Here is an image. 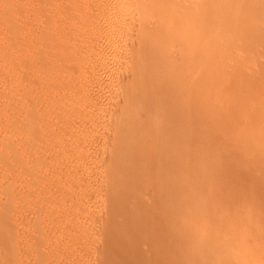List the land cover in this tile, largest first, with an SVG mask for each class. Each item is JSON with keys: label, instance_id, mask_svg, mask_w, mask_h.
I'll list each match as a JSON object with an SVG mask.
<instances>
[{"label": "rangeland", "instance_id": "374dc122", "mask_svg": "<svg viewBox=\"0 0 264 264\" xmlns=\"http://www.w3.org/2000/svg\"><path fill=\"white\" fill-rule=\"evenodd\" d=\"M114 1L0 0V212L6 213L8 206H10L9 213L3 216L5 220L0 216V232L2 230L4 232L0 234L3 240H5L4 238L7 239V237L3 236L5 233L6 236L10 234L12 237H8L11 242L8 243L7 241V247L2 248L0 246V251L2 250L1 252L3 253V255L0 253V264H97V262L98 264H106L105 258L110 256L111 252L108 253V249L111 247H108L109 243H105L109 242L111 237L108 235L109 239L107 238L108 231L106 230H109L107 223L106 228H104L105 225L102 223H104V219L110 222V218L106 219L108 216L106 211L111 205L108 204L111 203V197L107 193L108 190H105L108 187L106 183L109 177L106 176L105 169L108 167L107 164L111 166L110 163L112 161L108 153L111 149L110 146L113 145L112 142H115V138L111 137H115L114 131H116L117 125L120 124L118 122L122 123V120L125 122L127 119L128 106L133 102L131 101V96L134 101L141 100L144 104L152 103L154 107L159 106L165 117L176 116L179 120V126L182 128L181 130L193 129L192 134L190 133L187 138L192 141L194 140L192 143L194 150L202 147V150H197V152L201 151L203 156L199 154L200 152L194 151L195 154L197 153L200 156L197 155L196 159L192 158L194 162H191L192 160L189 157V153H191L190 148L183 147L174 153L173 166L172 164L170 165L171 169L169 166V170L173 171L172 175V171L170 172L166 165L163 166L162 171L164 172V169H166L164 173L168 175V179L166 178V180L169 181H166V183L171 187V184H174L175 180L181 177L180 174H183L185 166H191L192 164L194 167L190 174L194 180L191 176L185 177V179L190 177L189 180L192 183L194 181V185L191 183L192 188L195 190L198 187L206 186L204 191L206 192L208 189L211 197L210 195H208L209 197L206 196V194H209L208 191L204 195L210 201H212V195H217L215 196L217 200L215 201L214 199V202H211L213 204L208 203L207 206L210 204L211 208L212 205L214 206L218 202L219 204H223V207L218 204L211 211L212 214L215 213L212 215V218L215 217L213 219L216 221L222 217H219L218 213H221L224 209L223 213L225 215L223 213L222 215L224 216L225 223L223 219H221V223L227 224L225 226L227 227V244L231 245L228 244V249L234 250L226 256V263L242 264V262L244 263L248 260L249 264H264V0H223L224 9L222 10H224L223 13L225 15H219L220 18L223 16V23H221L222 20L220 22V18L216 14L215 16L219 21L215 19V16L213 18L215 21H212L223 24L221 25L223 30H221L222 28L213 27L214 30H221L222 33L217 30H215L217 32H214L211 28L210 32L212 33L213 31L214 35L211 36L210 33L209 36H211L210 39L212 40L214 38V42L210 40L205 43V49L208 51L206 63L204 64V62L199 60L192 68H188L189 65L186 61L188 54H185L186 51L179 52L173 46L169 47V49H164L165 51L162 52L154 44H152L153 47L150 46L152 41L150 39L147 43L146 41L145 43L143 42L145 46L144 49L141 46L142 50L140 52L136 49V47H139V41L136 39L138 37L136 32L139 26L137 24V27H132H134V23H138L136 21L139 18L137 19L136 17L138 13H141V8H137L136 3L139 2V6L143 2L147 6L155 3L168 5L171 2L176 4L175 1L177 0H142L143 2L137 0L133 1L134 5H132L134 7H127L128 11L125 9L119 12L116 11L117 9H114L117 7ZM149 1L150 4L148 5L146 2ZM199 1L195 0L196 4ZM208 1L212 3L216 0ZM112 2L114 3L113 9L109 6V4L112 5ZM179 2L178 4L186 2L184 7L186 4L189 5V1L187 2L186 0L185 2L183 0ZM193 2L194 0L191 1V3ZM195 2L192 4L193 6H195ZM210 2L209 4H211ZM140 3L142 4L140 5ZM188 5L187 7H189ZM214 6L216 7L215 4ZM181 7L184 10V7ZM132 8L134 9L132 10ZM174 9L177 10V7ZM179 11L182 12L178 8L177 13ZM180 12L179 14H175L176 19L185 17L186 13ZM154 15H151L153 18L151 16L150 18L155 21L157 15L155 16L156 18H154ZM196 16L201 17L202 15L201 13H197ZM157 19L155 23L160 26L163 23V19ZM153 20L152 22H154ZM118 23L120 25L126 23L128 33L127 35L120 36V38L114 36L112 39L110 29L115 24L119 25ZM215 23H212L213 26H216L214 25ZM219 23L218 26H220ZM105 24L108 27L103 26ZM109 24H112L111 27ZM102 26L107 28V31L109 29L110 34L106 33V29ZM157 28L160 29L159 27ZM157 28H154V30H158ZM133 29L135 30L133 31ZM100 30L102 32L104 30V34ZM166 30L164 32L162 30L159 33V37L164 35V33L166 34ZM176 30L181 31L183 29L178 27ZM131 34L133 35L132 38ZM218 34L220 36L223 34L222 38H219ZM107 36L108 38H106ZM109 39H112L116 43ZM222 39L224 40L222 41ZM184 40L191 42L192 37L187 35L184 37ZM218 40H220V44L223 42V45L218 44L219 42L216 43ZM132 44H135L136 47H132ZM150 48L152 51L149 50ZM155 48L157 49V61H153V58L150 59L149 55L156 50ZM130 51L132 55H130ZM136 51L139 53H136ZM133 52L137 55L133 54ZM200 52L198 50L195 54V50L193 49L189 53V56H196V60L197 56L201 54ZM145 53L146 56L144 55ZM136 85L140 88H134ZM132 91L137 92V95ZM128 98H130V101ZM128 102L131 103L126 104ZM190 110H195L197 115L190 120H186V112H190ZM123 112L125 113L124 115ZM201 120L206 121L205 123L203 122L205 126L199 127L198 124ZM145 123L147 124L143 128L140 124L141 126H136L139 128L135 127L136 129L134 130L137 131L141 128L143 130L141 133L144 132V137H146L147 132L150 135L152 130L150 129V123ZM172 124L174 123L171 122L170 125ZM113 128L115 129L113 130ZM203 129L207 134L202 133ZM144 130L148 131L145 132ZM200 133L203 137L199 135ZM143 135L140 136L142 137ZM200 137L203 139H200ZM86 143L89 145H86ZM105 145L106 147H104ZM146 146L144 148L148 151V155H150L148 156L149 159H153L151 167H149L150 165L147 166L148 163L146 165L143 160H137V166L133 168L137 171H142L143 165H146L150 169L153 167L154 169L156 167L157 169H159L158 167L161 168L162 166L154 161L160 151L155 152L153 148ZM195 146L197 147L195 148ZM145 150L142 152H145ZM203 151L207 154L202 153ZM83 153L84 155H82ZM90 153L94 154V158L93 156L91 157L92 159L90 158ZM103 153H105L104 157L102 156L104 155ZM136 156L134 155V157ZM148 157L146 158L148 159ZM187 157L189 159L186 162ZM200 157L207 159L205 160ZM138 158L140 159V157ZM73 160H75V163ZM201 160L202 164L199 162ZM142 161L144 164L141 163ZM124 172H128V174L126 173L122 176L123 181L128 183V186L129 184L132 185L136 180L133 175L135 173L128 171V169ZM200 173H203L204 179ZM82 175L83 177L86 175V177L83 178ZM199 175L202 180H200ZM97 176L100 177V180ZM185 179L184 184H186ZM99 181H101L100 186L98 184ZM189 185L188 187L187 185L181 187L182 189L187 188L189 190ZM98 186L100 189H98ZM152 188L153 185L151 187L149 185L146 191L151 192L152 190L156 196L159 189L156 186L154 189ZM182 189L181 191H184L183 193L181 192L182 196L184 194L196 195V193H199ZM181 193L177 191V186H175L173 196L170 195L161 205L171 203L174 195H180ZM220 196L222 197V199L220 198L222 201L219 199ZM107 197L110 198V202L106 200L108 199ZM197 197L196 200L198 201ZM146 200L150 201V198L148 197ZM56 201L58 202L56 203ZM105 205L109 207L106 208ZM180 206V213L183 215V211L186 212V210H182L184 208L183 204ZM1 209H4L5 212ZM136 209L139 211L134 210V212H142L146 209V206L141 203L140 207L137 206ZM217 210H219L218 213L215 212ZM95 211L96 214H101L95 215ZM104 212L105 214H103ZM197 212V208L192 210V213ZM3 213H0V215ZM88 214L89 216H87ZM6 215L10 218L7 219ZM158 218V215L155 214L152 216V221H156ZM7 220L8 222H4ZM179 220L183 221V218ZM179 220H177L178 225L181 222ZM210 220L213 221L212 219ZM221 223L219 222V224ZM211 225L207 224V226ZM99 229L107 233L105 234L103 231L101 233ZM131 229L133 230V228L128 229L127 227L126 230L131 232ZM148 230L149 228L144 226L142 229H134L132 233L125 231L128 233H126L127 237L134 235L133 239L139 238L137 239V243L141 247L136 248L135 256L140 254L142 258L149 256L151 249L149 243L145 242L146 244H144L140 242L144 235L147 234L149 236ZM179 230L173 237L178 238L180 236L181 239L182 232ZM98 231L101 237L98 235L99 233H96ZM156 231L158 232L154 233L152 231L153 235L149 231L152 238L159 233V230ZM164 232L162 231V236L165 237L166 234L163 235ZM215 232H218V230L216 229ZM74 233L75 235H73ZM103 234L107 237L104 238ZM147 235L146 237H148ZM158 236L156 239L154 237V239L157 240ZM101 238L104 239L102 240ZM106 239L107 242L104 241ZM116 239L115 237L114 240ZM143 239H145V236ZM112 243L111 245L115 246L113 250L112 248L110 249L112 251L111 256L116 257L118 254L117 258L125 257V254L128 253L127 249L121 246L122 244L116 247L119 241ZM239 243H241L242 247H245H241V249L238 247ZM179 244L172 247L171 251L174 254L176 252H181L180 254H182L184 248L182 249V244ZM144 245H148L146 246L147 249ZM122 248L125 249V252L120 255L123 250ZM16 249L18 250L16 251ZM117 249L121 252L115 253ZM3 250L5 251L3 252ZM101 252H106L105 255L107 253L109 255L107 254L105 257L104 253ZM136 252L138 253L136 254ZM174 254L172 256H178ZM100 255H102V260L99 258ZM2 256L4 257L2 258ZM168 259H170L169 256H164L158 260V264H168ZM131 262L132 260L128 263L131 264ZM116 264L120 263L117 262Z\"/></svg>", "mask_w": 264, "mask_h": 264}, {"label": "bare ground", "instance_id": "6f19581e", "mask_svg": "<svg viewBox=\"0 0 264 264\" xmlns=\"http://www.w3.org/2000/svg\"><path fill=\"white\" fill-rule=\"evenodd\" d=\"M110 0H108V2H109ZM112 1V0H111ZM133 1H137V0H115L114 1V3H116L117 4V7H113L114 6V3L112 2V5L111 4H109V6H111L110 8L111 9H117L116 11L117 12H119V11H122V10H125V9H127V7H132L134 4H133ZM150 1H152V0H150ZM150 1L149 2H146L148 5L150 4ZM178 2L180 1V2H182V0H177ZM177 1H175V3L176 4H174L173 2H171L174 6L176 5V7H177V10H175L174 8H176V7H174L171 3L170 4H168V5H163V4H159V3H155V4H152V5H149V6H147V5H145L144 4V2L141 0V2H143V4L142 3H140V5L141 6H139L138 5V3H136V2H134V3H136L135 5H136V7L137 8H141L140 10V14L138 13V16L136 17V18H133L134 20L136 19L137 21L136 22H138V23H134V27H132V28H135V26L137 27V24H138V31L136 32L137 34H138V37L136 38L138 41H139V49L135 46V44L133 45H131L132 47L134 46V47H136V49H137V51H139L140 52V50H142V48H141V46H143V49H144V46H145V44H143V42L145 43V41H146V43H147V41H149L150 39L153 41H151V43H150V46H152V44H154L155 45V47L159 50V51H162V52H164L165 50L164 49H169V47H175V49L177 50V51H179V52H183V51H186L185 52V54H188V56H186V61H187V63H188V68L189 67H193L194 66V64L195 63H197L199 60L200 61H202V62H204V64L206 63V60H207V53H208V51H206V49H205V43L206 42H208V41H213L214 40V38H213V40L212 39H210V37L211 36H213L214 35V33H213V31H212V33L210 32V30H211V28L214 30V28H218V29H220V28H222L221 27V25H223V24H221V23H223V16L225 15L223 12H224V10H222V9H224L223 8V0H222V2H221V0H216V1H214V2H210V1H204V0H198L199 2L196 4V2H195V0H194V2H195V6H193L192 4L194 3H191V1L190 0H186L188 3H189V5L188 4H186L185 5V7H186V9H188V10H186L185 9V7H184V4L186 3L185 2V0H183L185 3H180V4H178V2ZM197 1V0H196ZM209 2L211 3V4H209ZM111 3V2H110ZM115 4V5H116ZM133 4V5H132ZM178 4V5H177ZM214 4L216 5V7L214 6ZM105 5V4H104ZM180 5V6H179ZM187 5L189 6V7H187ZM181 6H183L184 8V10H182V7ZM113 7V8H112ZM134 7V6H133ZM214 7V8H213ZM104 8V7H103ZM109 8V9H110ZM178 8H179V10H181L183 13H186V15H185V17L184 18H182V19H176L177 17H176V15L175 14H179V12L177 13V11H178ZM212 8H213V10H212ZM219 8V9H218ZM221 8V9H220ZM102 9V8H101ZM134 8H132V10H133ZM216 9V10H215ZM218 9V10H217ZM105 10V9H104ZM130 10V9H129ZM142 10H144V11H142ZM222 10V11H221ZM114 11V10H113ZM127 11H128V9H127ZM138 11V10H137ZM160 11V13H158ZM106 12H108V11H106ZM136 12V11H135ZM182 12H180V13H182ZM215 12H217V13H215ZM219 12H221V13H219ZM110 13V12H109ZM108 13V14H109ZM111 13H112V11H111ZM197 13H201V17H197L196 16V14ZM114 14H116V13H114ZM155 14V15H154ZM214 14V15H213ZM215 14L216 15H218V18H220L219 17V15L221 16V14L223 15L222 16V18H220V22H221V20H222V22L221 23H219V22H217V23H215V22H212V21H215V19H217L218 20V18H216V16H215ZM111 15V14H110ZM120 15V14H119ZM123 15H124V13H123ZM133 15H134V13H133ZM153 16L154 15V18H156L155 16L157 15V18L158 19H163V23L160 25V26H158V24L156 25V23L155 22H157L156 21V19H155V21L153 20V19H151L150 18V16ZM135 16V15H134ZM151 16V17H152ZM214 16H215V19H213L214 18ZM113 18V17H112ZM118 18V17H117ZM116 18V19H117ZM150 18V19H149ZM153 18V17H152ZM157 19V20H158ZM210 19V20H209ZM212 19V20H211ZM151 20V21H150ZM152 20L154 21V22H152ZM165 20V21H164ZM113 21V20H112ZM114 21H115V19H114ZM180 21V22H179ZM211 21V22H210ZM219 21V20H218ZM108 22V21H107ZM117 22V21H116ZM120 22V21H119ZM125 22V21H124ZM148 22H149V24H152V25H149L148 24ZM108 23H111V22H108ZM113 23V22H112ZM115 23V22H114ZM121 23V22H120ZM120 23H118L119 25H114L110 30V33H111V37H112V39H113V37L115 36L116 38H120V36H124L125 34L127 35V31H128V26L126 27V23H124V24H121L120 25ZM153 23H154V25H153ZM212 23H215L214 25H216V26H213V24ZM218 23L220 24V26H218ZM107 24V23H106ZM103 25V26H107V25ZM111 25L112 24H109V26L111 27ZM155 25H156V27H155ZM211 25V26H210ZM101 26V25H100ZM102 26V27H103ZM152 26H153V28H152ZM105 27H103L104 29H106L105 31H106V33L108 32V34H110L109 33V29H108V31H107V28H105ZM108 27V26H107ZM157 27H159L160 29H158ZM178 27H180V28H182L183 30H181V31H177L176 30V28H178ZM214 27V28H213ZM132 28H131V30H132ZM154 28L156 29H158V30H154ZM208 28H210V29H208ZM165 29H167L166 30V34L164 33V35H162V36H160L159 37V33L163 30V32H164V30ZM218 29H215V30H217V31H221V30H223V28L221 29V30H218ZM35 30V29H34ZM99 30V29H98ZM135 29H133V31H134ZM214 30V32H217V31H215ZM101 32H102V30H100ZM104 30H103V32H105ZM129 31H130V28H129ZM209 31V32H208ZM98 32V31H97ZM102 32V33H103ZM134 33V32H133ZM211 33V34H210ZM220 33H222V31L220 32ZM101 34V33H100ZM104 34V33H103ZM102 34V35H103ZM209 34L211 35V36H209ZM216 35H217V33H215ZM187 35H190L191 37H192V40H191V42H186L185 40H184V37L185 36H187ZM215 35V36H216ZM219 35V38L221 37L222 38V35L223 34H221V36H220V34H218ZM104 36V35H103ZM209 36V37H208ZM214 36V37H215ZM29 37V36H28ZM101 37V36H100ZM128 37V36H127ZM133 37V35L131 34V38ZM217 37V36H216ZM106 38H108V36L106 37ZM109 38H110V35H109ZM115 38V39H116ZM147 38V39H146ZM149 38V39H148ZM209 38V39H208ZM219 38H217V39H219ZM112 39H109V40H112ZM123 39V38H122ZM145 39V40H144ZM125 40V39H124ZM130 40V39H129ZM216 40V39H215ZM224 39H222V41H223ZM98 41V40H97ZM113 41V40H112ZM134 41H136V40H134ZM220 40H218L216 43H218ZM104 42V41H103ZM110 42V41H109ZM113 42H115V41H113ZM214 42V41H213ZM116 43V42H115ZM129 43V42H128ZM223 43V42H222ZM221 43V44H222ZM104 44V43H103ZM141 44V45H140ZM143 44V45H142ZM218 44H220V42L218 43ZM220 44V45H221ZM137 45V44H136ZM223 45V44H222ZM121 46H122V44H121ZM213 46V45H212ZM218 46V45H217ZM124 47H125V44H124ZM153 47V46H152ZM151 47V48H152ZM215 47H216V45H215ZM151 48L149 49V50H151ZM155 48V49H156ZM154 49V50H155ZM157 49L155 50V51H153L151 54H149L150 55V59L151 58H153V61H157L158 59V57H156L157 56ZM193 49L195 50V54H196V52L198 51V50H200L201 52V54L199 55V56H197V58H196V60H195V57L196 56H189V53L190 52H192L193 51ZM208 49V48H207ZM133 50V49H132ZM148 50V51H149ZM203 50V51H202ZM126 51V50H125ZM135 51V50H134ZM136 51V53H139V52H137ZM152 51V50H151ZM131 52V51H130ZM104 53V52H103ZM135 52H133V54H134ZM135 53V54H136ZM142 53V52H141ZM140 53V55H142ZM150 53V52H149ZM158 53H160V52H158ZM124 54H126L125 52H124ZM123 54V55H124ZM128 55V54H127ZM130 55H132V52H131V54ZM130 55H129V58H130ZM137 55V54H136ZM139 55V54H138ZM145 56H146V53L144 54ZM148 55V54H147ZM153 55V56H152ZM110 56V55H109ZM141 57V56H140ZM161 57H162V55H161ZM124 58V57H123ZM134 58V57H133ZM127 59V58H126ZM141 59V58H140ZM124 60V59H123ZM130 61V60H129ZM153 64H154V62H152ZM157 65V64H156ZM207 65V64H206ZM9 72V71H8ZM140 78V77H139ZM141 80V79H140ZM43 81V80H42ZM135 81V80H134ZM142 81V80H141ZM132 84V83H131ZM134 84V83H133ZM137 86V85H136ZM134 87V88H140V87ZM133 87V86H132ZM133 88V89H134ZM136 91H137V89H136ZM133 92V91H132ZM138 92V91H137ZM137 92L135 93V92H133V93H135L136 95H137ZM131 94V93H130ZM132 95V94H131ZM134 95V94H133ZM129 97V96H128ZM135 97V96H134ZM136 99V98H135ZM128 100L130 101V98H128ZM127 100V101H128ZM131 101H133L132 103L131 102H128V103H126V104H130L129 106H128V110H127V119H126V121L125 122H123V120H122V118H120L121 120H122V123L119 121L118 123H120V124H118L117 125V128H116V131H114L115 132V137L113 136V137H111V138H115V142L113 141L112 143H113V145H111L110 143V147H111V149H110V151H109V153L108 154H110V157H111V166H109V164H107V168L110 170H108L106 167V169H105V171H106V176H109L108 177V180L107 179H105V180H107V185H108V189L106 188L105 190H108V194H109V197H111V203H108L109 205H110V207L109 206H106V208H108L109 207V209L106 211V213H107V218L106 219H109L110 218V222H107V220H105L104 219V223H102V221H101V223L103 224V225H105V227L104 228H106V223H107V226L109 227V230H106V231H108V233H107V236L109 235L111 238L109 239V236L107 237V236H105V232H104V230H101L102 228H103V226H102V228L101 229H99V230H101V233H102V231L105 233V234H103V236H105L104 238H108L109 239V242H107V239L106 240H104L105 242H107V243H105V244H108L109 243V246L108 247H111L112 248V250H113V248H114V246L115 245H111V243L113 242H115L116 243V241H119V243H118V245H116V247H118L119 245H121V246H124L126 249H127V252L129 253V255H127V254H125V257L124 256H122L121 258H117V256H119L118 254H117V256L116 257H112L111 256V253H112V251H110V249L111 248H109L108 250V253L109 252H111L110 253V256H107V254L105 255V253L107 252V250H106V252H101V253H104L103 255L107 258H105V262H106V264L107 263H112V264H116L117 262H119L120 264H122V263H127V264H130V263H128L130 260H132V262H134V264H154V262H155V264H158V260L160 259V258H162V257H166V256H169L170 257V259H168V261H169V263L168 264H227L226 263V256L228 255V253H230V252H233L234 250H229L228 249V244H227V242H228V240H227V238H226V235H227V231H226V228L227 227H225L227 224H224L225 223V219H224V216L222 215V213H223V208H221V209H223L222 210V212L221 213H218V211L219 210H217V211H215V212H217L218 214H219V217H221V218H219L218 220H219V222L221 223V219H223V221H224V223L222 222L221 224H219V222H218V220H214L213 218H215V217H213L212 218V215H214V214H212V208L214 207V208H216L217 206H218V204H219V202L218 203H216V204H214V206L212 205V207L210 208V204H213V203H211V202H214L213 200L216 198L215 196H217V195H212V201H210V200H208L206 197H205V195L204 194H206V193H208L209 191H208V189L206 190V192L204 191L205 190V188H206V186L203 188V187H201V188H203V189H201V188H196L195 190H194V188H192V184L194 183V181H193V183H192V181L191 180H189L190 179V177H188L187 179L189 180V183H190V185H189V183L187 184V179H185V177L186 176H191V178L193 179V176L190 174V172L193 170V167H194V165H192L191 164V166L189 167V166H185V168H184V172H182L183 174H180L181 175V177L179 178V179H177V180H175V183L174 184H171V187L169 186V184H167L166 183V181H168V180H166V178L168 179V175H166L164 172H165V170L166 169H164V172L162 171V169H163V166H165L166 165V167L168 166V170H169V166L172 164V166H173V163H174V159H175V157H174V153H176L175 151H179V149H181V148H183V147H185V148H190V152L191 153H189V157L191 158V160H192V158H194V159H196V157H198L197 155H199V154H201V151H198L197 152V150H200L202 147H200V149L199 148H196L197 146H195V148H196V150H194V148H193V145H192V143H193V141L191 140V139H188L187 137H188V135H190V133L193 131V129L191 130H181L182 128H180V126H179V120H178V118L176 117V116H170V117H165L163 114H162V112H161V110H160V107L158 106V107H154L153 106V104L151 103V104H144V103H142L141 102V100L139 101H134V99L132 100V96H131ZM135 102V103H134ZM135 104V105H134ZM136 105H138V106H136ZM148 105V106H147ZM150 105V106H149ZM29 106V105H28ZM140 106V107H139ZM125 110H126V108H125ZM198 113H199V111H198ZM125 113L123 112V115H124ZM122 115V116H123ZM196 115H197V112L195 111V110H190V112L188 111V112H186V117H185V119L186 120H190L192 117H196ZM121 116V117H122ZM35 119V118H34ZM123 119H125V117H123ZM206 119V118H205ZM38 120V119H37ZM145 122H149L150 123V129H152L151 130V132H150V135L148 134L149 132H147L146 130H144L145 132H147V135H145L146 137H144V135H143V133H141V131H143L141 128V130L139 129V130H137V131H134L136 128L138 129L139 127H136V126H138V125H142V128H143V126L144 125H146L147 123H145ZM171 122H173L174 124H172V125H170L171 124ZM204 121H200V123L198 124V126L199 127H202V126H205V122L203 123ZM144 123V124H143ZM98 124V123H97ZM196 124V123H195ZM30 125V124H29ZM32 125V124H31ZM140 125V126H141ZM149 125V124H148ZM116 126V125H115ZM196 126V125H195ZM82 127V126H81ZM89 127V126H88ZM91 127V126H90ZM136 127V128H135ZM29 129V128H28ZM94 129V128H93ZM115 128H113V130H114ZM145 129V128H144ZM21 130V129H20ZM83 130V129H82ZM95 130V129H94ZM110 130V129H109ZM2 131V130H1ZM17 131V130H16ZM15 131V132H16ZM85 131V130H84ZM91 131V130H90ZM23 132V131H22ZM136 132H137V134H136ZM140 132V133H139ZM177 132V133H176ZM18 133V132H17ZM79 133V132H78ZM96 133V132H95ZM108 133V132H107ZM139 133V134H138ZM202 133H206L205 131H204V129H203V131H202ZM37 134V133H36ZM83 134H84V132H83ZM100 134H101V132H100ZM192 134V133H191ZM207 134V133H206ZM78 135V134H77ZM86 135V134H85ZM94 135V134H93ZM96 135V134H95ZM140 135H143L142 137L140 136ZM199 135H201V133L199 134ZM199 135H198V137H199ZM34 136V135H33ZM41 136V135H40ZM43 136V135H42ZM87 136H90V135H87ZM110 136V135H109ZM108 136V137H109ZM202 136V135H201ZM207 136V135H206ZM5 137H7V136H5ZM81 137V136H80ZM95 137V136H94ZM98 137V136H97ZM144 137V138H143ZM148 137V138H147ZM203 137V136H202ZM3 138V137H2ZM9 138V137H8ZM21 138V137H20ZM36 138H38V137H36ZM26 139H28V138H26ZM96 139V138H95ZM107 139H109V138H107ZM106 139V140H107ZM200 139H203V138H201L200 137ZM206 139H208V138H206ZM205 139V141H207ZM23 140H25V139H23ZM1 141V140H0ZM32 141V140H31ZM88 141V140H87ZM94 141V140H93ZM92 141V142H93ZM111 141V140H110ZM10 142V141H9ZM203 142V141H202ZM11 143V142H10ZM89 143V142H88ZM88 143H86V145H89ZM16 144V143H15ZM85 144V143H84ZM102 144V143H101ZM105 144V143H104ZM17 145V144H16ZM37 145V144H36ZM107 145V144H106ZM106 145L104 146V147H106ZM150 146L149 148H153V150L155 151V152H157V151H160V153H159V155L158 156H156V159L154 160V161H156V162H158L159 163V165L160 166H162L161 168L160 167H158L159 169H157V167H156V169H154V167L153 168H149V167H151V164H152V160L153 159H149V157L148 156H150V155H148V151L147 150H145V146ZM203 145V144H202ZM201 145V146H202ZM15 146V145H14ZM21 146V145H20ZM31 146H32V144H31ZM34 146V145H33ZM91 146V145H90ZM107 146H109V145H107ZM113 146V147H112ZM146 146V147H147ZM9 147V146H8ZM23 147V146H22ZM35 147V146H34ZM109 147V148H110ZM10 148H12L11 146H10ZM10 148H7V149H10ZM17 148V147H16ZM89 148V147H88ZM93 148H95V147H93ZM100 148H103V147H100ZM149 148H146V149H149ZM74 149V148H73ZM105 149V148H104ZM86 150H87V148H86ZM95 150V149H94ZM145 150V152H142V151H144ZM151 149H149V151H150ZM202 150V149H201ZM1 151V150H0ZM28 151V150H27ZM80 151V150H79ZM83 151V150H82ZM89 151V150H88ZM98 151V150H97ZM103 151V150H102ZM107 151H108V148H107ZM147 151V152H146ZM152 151V150H151ZM197 152V153H199V154H195V152ZM205 151V150H204ZM204 151L202 152V153H204ZM89 152H91V151H89ZM105 152V151H104ZM155 152H153V153H155ZM206 152V151H205ZM4 153V152H3ZM2 153V154H3ZM5 153H7L6 151H5ZM80 154H81V152H79ZM86 153V152H85ZM151 153V152H150ZM149 153V154H150ZM216 153V152H215ZM91 154V153H90ZM89 154V155H90ZM104 155H102L103 157L105 156V153H103ZM204 154H207V153H204ZM210 154V153H209ZM6 155V154H5ZM23 155V154H22ZM63 155H65V154H63ZM82 155H84V153L82 154ZM86 155H88L87 153H86ZM134 155L136 156V157H134ZM202 155V154H201ZM2 156V155H1ZM21 156V155H20ZM25 156V155H24ZM78 156H80V155H78ZM93 156V158H94V154H91L90 155V158ZM96 156H97V154H96ZM100 156V155H99ZM107 156H109V155H107ZM200 156V155H199ZM203 156V155H202ZM209 156V155H208ZM207 156V157H208ZM6 157V156H5ZM5 157H4V159H5ZM22 157V156H21ZM85 157V156H84ZM87 157V156H86ZM138 157H140V159L138 158ZM146 157H148V159L146 158ZM153 157V156H152ZM189 157H187L186 158V162H187V160L189 159ZM13 158V157H12ZM96 158V157H95ZM109 158V157H108ZM154 158V157H153ZM200 158H203V157H200ZM211 158V157H210ZM16 159V158H15ZM88 159V158H87ZM92 159V158H91ZM100 159V158H99ZM107 159V158H106ZM110 159V158H109ZM108 159V160H109ZM199 159V158H198ZM203 159H207V158H203ZM9 160V159H8ZM27 160V159H26ZM69 160V159H68ZM107 160V162H109ZM137 160H143L145 163H146V165H147V163H148V165L147 166H149L148 168H147V166L146 165H143L144 167H143V170H142V168H140L142 171H137L135 168H133L134 166H137ZM146 160V161H145ZM147 160H149V162H147ZM151 160V161H150ZM209 160V159H208ZM212 160V159H211ZM21 161V160H20ZM74 161V163H75V160H73ZM86 161V160H85ZM84 161V162H85ZM89 161V160H88ZM97 161V160H96ZM102 161H104L103 159H102ZM143 161L141 162L142 164H144L143 163ZM198 161V160H197ZM210 161V160H209ZM6 162V161H5ZM26 162V161H25ZM72 162V161H71ZM95 162V161H94ZM151 162V163H150ZM185 162V163H186ZM191 162H194L193 160L191 161ZM201 164H202V160L201 161H199ZM8 163V162H7ZM80 163V162H79ZM83 163V162H82ZM86 163V162H85ZM104 163H105V161H104ZM139 163V162H138ZM150 163V164H149ZM1 164V163H0ZM11 164V163H10ZM13 164V163H12ZM123 164H125L124 166L128 169V171H131V172H134L135 174H133L134 176V178L136 179L135 181H134V183L133 182H131V183H133L132 185L131 184H129V186H128V183H125L124 181H123V178H122V176L123 175H125L126 173L128 174V172H124L125 170L127 171V169L123 166ZM136 164V165H135ZM140 164V163H139ZM142 164H141V166H142ZM203 164H204V161H203ZM20 165V164H19ZM73 165V164H72ZM75 165V164H74ZM88 165H89V162H88ZM1 166V165H0ZM8 166V165H7ZM57 166V165H56ZM85 166V165H84ZM87 166V165H86ZM100 166V165H99ZM103 166V165H102ZM124 168H123V167ZM139 166V165H138ZM145 166H146V168H145ZM153 166H155V164H153ZM199 166V165H198ZM12 167V166H11ZM17 167V166H16ZM79 167H80V165H79ZM91 167V166H90ZM89 167V168H90ZM111 167H113L112 169H110ZM4 168V167H3ZM14 168V167H13ZM44 168V167H43ZM63 168V167H62ZM85 168V167H84ZM94 168V167H93ZM34 169H35V167L33 168V171H34ZM57 169V168H56ZM77 169V168H76ZM104 169V168H103ZM138 169V168H137ZM170 169H171V166H170ZM201 169V168H200ZM2 170H4V169H2ZM16 170V169H15ZM74 170V169H73ZM89 171H90V169H88ZM97 170V169H96ZM124 170V171H123ZM137 172H136V171ZM195 170V169H194ZM5 171V170H4ZM31 171H32V168H31ZM49 171V170H48ZM76 171V170H75ZM92 171V170H91ZM100 171V170H99ZM108 171V172H107ZM170 171V170H169ZM172 171V170H171ZM170 171V172H171ZM197 171V170H196ZM6 172V171H5ZM63 172V171H62ZM74 172V171H73ZM85 172V171H84ZM109 172H111L110 174H109ZM170 172H169V174H170ZM42 173H44V172H42ZM56 173V172H55ZM58 173V172H57ZM78 173V172H77ZM80 173V172H79ZM85 173H88V172H85ZM93 173H96V172H93ZM108 173V174H107ZM172 173H173V171L171 172V175H172ZM194 173V172H193ZM197 173V172H196ZM6 174V173H5ZM34 174V173H33ZM38 174V173H37ZM89 174H91V173H89ZM201 174V173H200ZM4 175V174H3ZM9 175V174H8ZM69 176H70V174H68ZM84 175V174H83ZM83 175H82V177H83ZM94 175V174H93ZM193 175H195V174H193ZM197 175V174H196ZM203 175V173L201 174V176ZM225 175V174H224ZM7 176V175H6ZM81 176V175H80ZM91 176V175H90ZM176 176V175H175ZM207 176V175H206ZM205 176V177H206ZM63 177V176H62ZM85 177H86V175H85ZM85 177H83V178H85ZM98 177V179L100 178L99 176H97ZM101 177H102V175H101ZM104 177H105V175H104ZM173 177V176H172ZM179 177V176H178ZM88 178V177H87ZM94 178V177H93ZM103 178V177H102ZM101 178V179H102ZM106 178V177H105ZM170 178H171V176H170ZM199 178H201L200 177V175H199ZM202 178H203V176H202ZM202 178L200 179V180H202ZM220 179H221V177H219ZM6 179V178H5ZM14 179V178H13ZM65 179V178H64ZM78 179H80V178H78ZM88 179H90V178H88ZM184 179H185V183L186 184H184ZM196 179V178H195ZM204 179V178H203ZM217 179V178H216ZM17 180V179H16ZM77 180V179H76ZM94 180V179H93ZM100 180V179H99ZM194 180V179H193ZM207 180V179H206ZM210 180V179H209ZM9 181V180H8ZM81 182H82V180H80ZM84 181V180H83ZM91 181H92V179H91ZM102 181V180H101ZM101 181H99V186H100V183H101ZM108 181H109V184H108ZM33 182V181H32ZM73 182V181H72ZM95 182V181H94ZM98 182V181H97ZM97 182H96V184H97ZM106 182V181H105ZM104 182V183H105ZM128 182V181H127ZM169 182V181H168ZM173 182V181H172ZM192 183V184H191ZM196 183V182H195ZM63 184V183H62ZM73 184V183H72ZM92 184V183H91ZM97 184V185H98ZM177 184V185H176ZM31 185V184H30ZM78 185H79V183H78ZM149 185H150V187H151V185H153V188L152 189H154V187L156 186V187H158V189L159 190H157V194H156V196H155V194H153L154 192L151 190V192L149 193V192H147L146 191V189H147V187H149ZM155 185V186H154ZM184 185H187V187H188V185H189V190H187V188H185V189H182V187H185ZM194 185V184H193ZM6 186V185H5ZM4 186V187H5ZM99 186H98V189H100L99 188ZM102 186V185H101ZM104 186V185H103ZM175 186H177V191L178 192H184V191H181V189L182 190H187V191H189V192H192V191H194L195 193L196 192H199V193H196V195L198 196H196L195 194H192V195H189V194H184L183 196H182V193L180 194V195H177V194H175L174 195V198H173V201L171 202V203H168L167 205H161V203H163V201H165L167 198H169V196L171 195V196H173V194L175 193ZM182 186V187H181ZM2 187V186H1ZM68 187V186H67ZM106 187V186H105ZM93 188V187H92ZM96 188H97V186H96ZM95 187L93 188V189H96ZM191 188V189H190ZM218 188H219V186H218ZM222 188V187H221ZM2 189H3V187H2ZM59 189V188H58ZM102 189V188H101ZM156 189V188H155ZM193 189V190H192ZM224 189V188H223ZM24 190V189H23ZM35 190V189H34ZM219 190V189H218ZM222 190V189H221ZM97 191H100V190H97ZM204 191V193L202 194V192ZM208 191V192H207ZM217 191V190H216ZM215 191V192H216ZM69 192H71V191H69ZM106 192V191H105ZM186 192V191H185ZM214 192V193H215ZM1 193V192H0ZM42 193V192H41ZM103 193V192H102ZM107 193H105V194H107ZM187 193V192H186ZM218 193V192H217ZM224 193V192H223ZM19 194H21V193H19ZM75 194V193H74ZM83 194H84V192H83ZM91 194V193H90ZM153 194V195H152ZM211 193L209 192V194H206V196L207 197H209L208 195H210ZM222 194V193H221ZM220 194V195H221ZM13 195V194H12ZM81 195V194H80ZM103 195V194H102ZM203 195H204V197H203ZM98 196V195H97ZM108 196V195H107ZM187 196V197H186ZM202 196V197H201ZM214 196V197H213ZM11 197V196H10ZM14 197V196H13ZM20 197V196H19ZM27 197V196H26ZM72 197H74V196H72ZM150 198V201L149 200H146L147 198ZM196 197L199 199L198 201L196 200ZM210 197H211V195H210ZM18 198V197H17ZM21 198H23V197H21ZM104 198V197H103ZM108 198V197H107ZM205 198V199H204ZM222 199V197L220 196L219 197V199ZM81 199V198H80ZM87 199V198H86ZM109 199L110 198H108V199H106L107 201H109ZM206 199L208 200L207 201V203H206ZM220 199V200H221ZM7 200V199H6ZM14 200V199H13ZM17 200V199H16ZM23 200V199H22ZM25 200H27V199H25ZM98 200V199H97ZM105 200V199H104ZM127 200H129V202H127ZM138 200V201H137ZM217 199H215V201H216ZM220 200H218V201H220ZM4 201V200H3ZM8 201H9V199H8ZM7 201V202H8ZM67 201H68V199H67ZM109 201V202H110ZM147 201H149V202H147ZM195 201H197L196 203H195ZM210 201V202H209ZM222 201V200H221ZM7 202H6V204H7ZM12 202V201H11ZM11 202H10V204H11ZM54 202V201H53ZM58 201H56V203H57ZM103 202V201H102ZM20 203V202H19ZM30 203V202H29ZM98 203V202H97ZM105 203V202H104ZM142 203V205L144 204L145 206H146V209L145 210H143L142 212H138V213H136V212H134V210L135 211H139V210H137L136 208H137V206H139L140 207V204ZM208 203H210L208 206H207V204ZM224 203V202H223ZM14 204V203H13ZM107 204V205H108ZM128 204H129V206H128ZM133 204V205H132ZM184 205V208L182 209V210H186V212L185 211H183L184 213H183V215L180 213L181 212V206L180 205ZM2 205V204H1ZM91 205V204H90ZM104 205V204H103ZM132 205V206H131ZM221 207H223V204L221 203V204H219ZM84 206V205H83ZM93 206H94V204H93ZM97 206V205H96ZM216 206V207H215ZM9 207L10 206H8V211H9ZM17 207V206H16ZM29 207V206H28ZM103 207V206H102ZM183 207V206H182ZM5 208H7V206H5ZM4 208V209H5ZM14 208V207H13ZM143 208H145V207H143ZM194 208H197L198 209V212L197 213H192V210L194 209ZM220 208V207H219ZM4 209L2 210V211H4ZM56 209V208H55ZM85 209V208H84ZM90 209V208H89ZM220 209V210H221ZM13 210V209H12ZM102 210V209H101ZM106 210V209H105ZM6 212V213H3V212H0V213H3L2 215H0V216H2V219L3 220H5L4 218H3V216H5V214H7V213H9V212ZM83 211V210H82ZM99 211V210H98ZM104 211V210H103ZM5 212V211H4ZM34 212V211H33ZM93 212V211H92ZM99 213V212H98ZM19 214V213H18ZM39 214V213H38ZM55 214V213H54ZM95 215H99V214H101V213H99V214H96V211H95V213H94ZM103 214H105V212L103 213ZM155 214H157L158 215V219H156V221L154 220V221H152V216L153 215H155ZM180 214H181V216H180ZM186 214V215H185ZM221 214V215H220ZM224 214V213H223ZM74 215V214H73ZM160 215V216H159ZM185 215V217H183ZM225 215V214H224ZM87 216H89V214L87 215ZM104 216H106V215H104ZM215 216H217V215H215ZM21 217V216H20ZM33 217V216H32ZM36 217V216H35ZM69 217V216H68ZM92 217V216H91ZM94 217V216H93ZM97 217V216H96ZM1 218V217H0ZM6 218L7 219H9L10 217L8 216V215H6ZM13 218V217H12ZM11 218V219H12ZM31 218V217H30ZM84 218V217H83ZM87 218V217H86ZM99 218H100V216H99ZM154 218V217H153ZM180 218H183V221H181V220H179ZM1 219V220H2ZM42 219V218H41ZM44 219V218H43ZM58 219V218H57ZM210 219H212L213 221H211ZM26 220V219H25ZM30 220V219H29ZM177 220H179V221H181L180 222V225H178V223H177ZM20 221V220H19ZM27 221V220H26ZM64 221V220H63ZM72 221V220H71ZM75 221V220H74ZM4 222H8V220L7 221H4ZM3 222V223H4ZM23 222H24V220H23ZM36 222V221H35ZM87 222V221H86ZM90 222V221H89ZM92 222H93V220H92ZM1 223V222H0ZM11 224H12V222H10ZM45 223V222H44ZM69 223V222H68ZM109 223H111V224H109ZM9 224V223H8ZM10 224V225H11ZM36 224H38V223H36ZM41 224V223H40ZM76 224V223H75ZM89 224V223H88ZM90 224H91V222H90ZM94 224H95V221H94ZM109 224V225H108ZM207 224H212L211 226H207ZM224 224V225H223ZM25 225V224H24ZM48 225V224H47ZM66 225V224H65ZM100 225V224H99ZM5 226H6V224H5ZM42 226V225H41ZM80 226V225H79ZM90 226V225H89ZM144 226H147L148 228H149V230H148V234H149V236L148 237H146V235H144L145 236V239H143V237L141 238L142 240L140 241L141 243H144V244H146L145 242H147V243H149V245H150V254H149V256H148V254H147V256L148 257H143L142 258V255H141V257H140V255H136L135 256V251H136V248H139V247H141V245L139 246V244L137 243L138 241H137V239H139V238H137V239H133V236H129V237H127L126 236V233L127 232H125V231H128V233H132V231H134V229H139V228H141L142 229V227H144ZM179 226H181V227H179ZM19 227V226H18ZM39 227V226H38ZM45 227V226H44ZM94 227V226H93ZM99 227V226H98ZM127 227H128V229L129 228H133V230L131 231V232H129V230H126L127 229ZM209 227H211V229H209ZM37 228V227H36ZM40 228V227H39ZM96 228V227H95ZM103 228V229H104ZM181 228V230H179ZM222 228V229H221ZM224 228H225V230H224ZM5 229V228H4ZM72 229V228H71ZM94 229V228H93ZM155 229V230H154ZM218 230V232H215V230ZM256 229V228H255ZM261 229V228H260ZM2 230V229H1ZM12 230V229H11ZM11 230H10V232H11ZM67 230V229H66ZM92 230V229H91ZM90 230V231H91ZM156 230H159V236H158V234H157V236H158V238H157V240H155L156 239V237L157 236H154L155 237V239H154V237L152 238V236L151 235H153L154 233H156V232H158V231H156ZM181 231L182 232V236H181V239H180V236H178V238L177 237H173L174 235H175V233L177 232V231ZM5 231V230H4ZM78 231V230H77ZM94 231V230H93ZM149 231H151L150 233H151V235H150V233H149ZM154 233H153V232ZM162 231H165L164 233H163V235H165V237L164 236H162ZM254 231V230H253ZM256 231V230H255ZM262 231V230H261ZM2 232H3V230H2ZM2 232H0V233H2ZM62 232V231H61ZM66 232V231H65ZM83 232H85L84 230H83ZM83 232H81V233H83ZM248 232V231H247ZM4 233V232H3ZM7 233H8V231H7ZM13 233V232H12ZM11 233V234H12ZM34 233V232H33ZM40 233H41V231H40ZM90 233V232H89ZM92 233V232H91ZM95 233V232H94ZM96 233H99V231L98 232H96ZM127 233V234H128ZM136 233V232H135ZM134 233V234H135ZM143 233H146V232H143ZM6 234V233H5ZM3 235V236H5V237H7V239L6 238H4L5 240H3L2 238V236H1V234H0V246H2V248H5V247H7V241H8V243H10L11 241L9 240L10 238H8L9 236H10V234H9V236H6V235ZM27 234V233H26ZM56 234V233H55ZM60 234V233H59ZM67 234V233H66ZM161 234V235H160ZM73 235H75V233L73 234ZM80 235H82V234H80ZM79 235V236H80ZM99 236H100V233L98 234ZM140 235V234H139ZM138 235V237H140ZM19 236V235H18ZM28 236V235H27ZM86 236H88V235H86ZM252 236V235H251ZM257 236V235H256ZM11 237V236H10ZM13 237H14V234H13ZM29 237V236H28ZM72 237V236H71ZM80 237H82V236H80ZM89 237V236H88ZM91 237V236H90ZM96 237V236H95ZM101 237V236H100ZM99 237V238H100ZM115 237L118 239H116V240H114L115 239ZM12 238V237H11ZM40 238H42L41 236H40ZM98 238V237H97ZM103 238V239H104ZM241 238V237H240ZM36 239V238H35ZM62 239V238H61ZM69 239V238H68ZM76 239H78V238H76ZM82 239H84L83 237H82ZM91 239V238H90ZM102 239V238H101ZM102 239V240H103ZM12 240H14V239H12ZM20 240H22V239H20ZM64 240V239H63ZM79 240V239H78ZM81 240V239H80ZM95 240V239H94ZM51 241V240H50ZM74 241V240H73ZM96 241V240H95ZM98 241H99V239H98ZM103 241V242H104ZM112 241V242H111ZM249 241V240H248ZM37 242V241H36ZM78 242H81V241H78ZM89 242H90V240H89ZM102 242V241H101ZM101 242H99V243H101ZM240 242V241H239ZM56 243V242H55ZM112 243V244H113ZM179 243H181L182 244V249L183 250H185V248H186V250L185 251H183L182 250V254H180V253H177L176 252V254H174L173 253V251H171L172 250V247L173 246H175V245H180ZM242 243V242H241ZM241 243H239L238 244V247H242V245H241ZM19 244H20V242H19ZM72 244V243H71ZM169 244V245H168ZM258 244H260V243H258ZM89 245V244H88ZM87 245V246H88ZM111 245V246H110ZM230 245V244H229ZM232 245H233V243H232ZM263 245H264V241H263ZM13 246V245H12ZM71 246V245H70ZM83 246V245H82ZM93 246H94V244H93ZM106 246V245H105ZM104 246V247H105ZM121 246H120V248H121ZM143 246V245H142ZM145 247L146 246H148V245H144ZM231 246V245H230ZM64 247V246H63ZM102 247V246H101ZM243 247H245V246H243ZM242 247V248H243ZM255 247V246H254ZM1 248V247H0ZM17 248H18V245H17ZM50 248V247H49ZM57 248V247H56ZM72 248H73V246H72ZM75 248V247H74ZM87 248V247H86ZM94 248V247H93ZM106 248V247H105ZM120 248H118V249H120ZM144 248V247H143ZM179 248H181V247H179ZM233 248V247H232ZM239 248V249H240ZM241 248V249H242ZM247 248V247H246ZM11 249H13V248H11ZM11 249H9V250H11ZM63 249V248H62ZM62 249H61V251H62ZM79 249V248H78ZM92 249V248H91ZM96 249V248H95ZM98 249V248H97ZM102 249V248H101ZM104 249V248H103ZM117 249V252H115V253H119V252H121V251H119ZM123 249V248H122ZM146 249H147V247H146ZM18 249H16V251H17ZM72 250V249H71ZM82 250H83V248H82ZM90 250V249H89ZM99 250H100V248H99ZM116 250V249H115ZM125 249H123L122 250V253H120V255L121 254H123L125 251H124ZM140 250V249H139ZM246 250V249H245ZM2 251V250H1ZM0 251V253H1V255H3V253ZM5 250H3V252H4ZM13 251V250H12ZM60 251V250H59ZM79 251V250H78ZM93 251V250H92ZM95 251V250H94ZM104 251V250H103ZM119 251V252H118ZM11 252V251H10ZM9 252V253H10ZM47 252H48V250H47ZM84 252V251H83ZM82 252V253H83ZM100 252V251H99ZM114 252V251H113ZM247 252V251H246ZM45 253V252H44ZM43 253V254H44ZM78 253V252H77ZM81 253V254H82ZM138 252H136V254H137ZM16 254V253H15ZM57 254V253H56ZM59 254V253H58ZM67 254H69V253H67ZM87 254V253H86ZM89 254V253H88ZM91 254V253H90ZM114 254V253H113ZM178 255V256H176V257H174V256H172V255ZM179 254H180V256H179ZM0 255V256H1ZM7 255V254H6ZM75 255V254H74ZM109 255V254H108ZM186 255V257H184ZM243 255V254H242ZM40 256V255H39ZM101 256L102 255H100V259H101ZM4 256H2V258H3ZM7 257V256H6ZM42 257H44L43 255H42ZM183 257V258H182ZM1 258V257H0ZM46 258V257H45ZM43 259V258H42ZM88 259V258H87ZM11 260V259H10ZM39 260V259H38ZM44 260H46V259H44ZM86 260V259H85ZM89 260V259H88ZM91 260V259H90ZM102 260V259H101ZM129 260V261H128ZM43 261V260H42ZM103 261V262H104ZM162 261V260H161ZM167 261V260H166ZM132 262H131V264H132ZM2 263V262H1ZM4 263V262H3ZM12 263H13V261H12ZM125 263V264H126ZM160 263H162V262H160ZM15 264V263H14ZM41 264V263H40ZM97 264H98V262H97ZM104 264V263H103ZM163 264V263H162ZM242 264H249V261L248 260H246L244 263L242 262Z\"/></svg>", "mask_w": 264, "mask_h": 264}]
</instances>
